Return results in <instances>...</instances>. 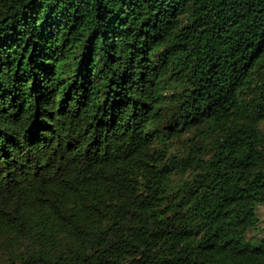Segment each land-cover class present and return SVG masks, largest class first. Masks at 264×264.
I'll use <instances>...</instances> for the list:
<instances>
[{"label":"trees","instance_id":"16d2710c","mask_svg":"<svg viewBox=\"0 0 264 264\" xmlns=\"http://www.w3.org/2000/svg\"><path fill=\"white\" fill-rule=\"evenodd\" d=\"M264 0H0V264H264Z\"/></svg>","mask_w":264,"mask_h":264},{"label":"rangeland","instance_id":"374dc122","mask_svg":"<svg viewBox=\"0 0 264 264\" xmlns=\"http://www.w3.org/2000/svg\"><path fill=\"white\" fill-rule=\"evenodd\" d=\"M261 128H262V130L264 131V123L261 124ZM258 213H259V217H260V219L262 220V226H264V208L259 207V208H258Z\"/></svg>","mask_w":264,"mask_h":264}]
</instances>
